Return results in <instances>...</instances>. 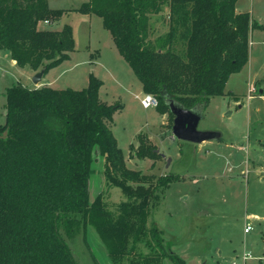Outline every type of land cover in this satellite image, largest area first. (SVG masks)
<instances>
[{
    "label": "trees",
    "instance_id": "trees-1",
    "mask_svg": "<svg viewBox=\"0 0 264 264\" xmlns=\"http://www.w3.org/2000/svg\"><path fill=\"white\" fill-rule=\"evenodd\" d=\"M237 2L88 0L74 11L102 19L142 91L157 99L156 109L164 114L170 102L202 111L248 63L256 24L250 14L236 11ZM163 7L169 31L153 43L150 17ZM65 12L51 9L48 0H0V51L18 67H41L46 75L75 50L69 25L40 28L43 22H59ZM101 85L90 74L88 86L79 91L20 84L6 89L0 125V264H80L72 244L86 241L89 222L109 242L112 264L131 253L128 264H186L164 243L162 231L147 228L156 188H167L176 178L127 167L109 126L120 106L100 100ZM155 150L140 137L133 156L155 160L160 157ZM97 153L105 185L121 189L125 197L114 212L107 209L104 193L90 201ZM147 237L151 255L136 256Z\"/></svg>",
    "mask_w": 264,
    "mask_h": 264
},
{
    "label": "rangeland",
    "instance_id": "rangeland-1",
    "mask_svg": "<svg viewBox=\"0 0 264 264\" xmlns=\"http://www.w3.org/2000/svg\"><path fill=\"white\" fill-rule=\"evenodd\" d=\"M86 2L88 0H48L51 9L66 12L59 22L52 25L43 22L40 28L61 30L64 25H69L75 50L68 60L49 69L39 86H34L31 79L41 67L37 71L18 67L8 54L0 51V125L5 121L7 88L17 84L38 88L47 85L46 80H49L53 81L54 89L79 91L88 86L89 75L93 74L102 81L100 100L120 106L109 126L127 167L156 178H176L167 188H156L147 228L155 225L162 231L164 243H170L171 251L186 264H225L244 249L252 254L247 264H264V253L257 250L258 246H264V235L261 234L264 229V92L260 94L264 91V0H238L236 11L250 14L256 24L250 32L249 61L229 77L224 94L210 98L202 108L198 130L221 133L222 140L216 142L223 144L219 146L223 150H218L214 141L194 145L175 139L171 130L173 116L168 111L160 114L156 108H143L140 103L144 95L142 84L118 53L102 19L74 11ZM168 18L166 7L160 14L150 17V42L154 43L169 31ZM181 47L179 45V49ZM251 86L256 92L250 93ZM229 111L231 115L226 116ZM139 136L146 145L156 149L161 158H135L133 153L139 146ZM230 142L236 146H246L249 142L248 155L225 149ZM131 145L133 149L130 150ZM247 157H250L248 167L245 164ZM254 162L261 166L258 173L260 166ZM102 164L97 153L92 165L90 201L104 193L107 209L114 212L125 197L121 189L107 188ZM247 221L253 228L250 234L244 235L243 227ZM86 237V241L77 240L72 244L79 263L112 264L108 258L112 252L109 242L97 234L90 222ZM147 243L148 237L133 253L136 256L151 255ZM217 251L223 256L216 263ZM132 257L131 253L125 259ZM125 259L121 264H128ZM162 264L172 263L163 260Z\"/></svg>",
    "mask_w": 264,
    "mask_h": 264
},
{
    "label": "water",
    "instance_id": "water-1",
    "mask_svg": "<svg viewBox=\"0 0 264 264\" xmlns=\"http://www.w3.org/2000/svg\"><path fill=\"white\" fill-rule=\"evenodd\" d=\"M45 75V69L42 68L32 77L34 86H39ZM169 112L173 116L172 135L175 139L188 142L194 145H200L209 141H220L222 135L216 131H200L198 125L202 120V111L194 109H186L179 104L170 102L168 104ZM232 112H228L226 116H230ZM5 114V113H4ZM6 133H4V136ZM170 159L167 160L170 163Z\"/></svg>",
    "mask_w": 264,
    "mask_h": 264
},
{
    "label": "crops",
    "instance_id": "crops-1",
    "mask_svg": "<svg viewBox=\"0 0 264 264\" xmlns=\"http://www.w3.org/2000/svg\"><path fill=\"white\" fill-rule=\"evenodd\" d=\"M236 9H237V5H236ZM65 16V15H64ZM85 16H88V17H90V15H85ZM113 55H115V52L114 51H110ZM6 55V54H5ZM7 56V55H6ZM115 58H117L116 57V55H115ZM249 61V60H248ZM13 63L15 64V62L13 61ZM61 65V64H60ZM45 80V79H44ZM52 83H53V81H49V80H46V83L45 84H47L48 86H50V87H52L53 85H52ZM142 91V90H141ZM143 92V91H142ZM263 92L264 91H260V94H263ZM221 141V140H220ZM211 142L212 141H209V142H204V143H202V144H211ZM215 142V144H216V147L218 148V150H223V149H221L222 147H219V146H223V144L222 143H217L216 141H214ZM230 143H233V142H230ZM228 144V145H225V149H227V150H236V151H238V152H246L247 153V155H248V151L250 150V145H249V142H247L246 144V146H244L243 144H241V145H237L236 146V144L235 143H233V144ZM237 159H235V161H236ZM250 161V157H247V159H246V167H248V165H247V162H249ZM238 162L240 163V159H238ZM255 163V162H254ZM255 165H258V166H260L258 163H255ZM254 165V166H255ZM237 166H240V164L239 165H237ZM261 168V166L260 167H257V173L258 172H260V171H258L259 169ZM246 175V173H244V176ZM255 218H257V216H254V219ZM256 220V219H255ZM257 221V220H256ZM247 223H249L248 221L247 222H245V224H244V227H243V234L244 235H248V234H250V232H251V230H252V226L253 225H251V223H249L250 225H251V230L248 232V233H245L244 232V229H245V227H246V225H247ZM257 224H260V223H257ZM261 234H262V236L264 235V229L262 230V232H261ZM262 245H264V243L262 244ZM244 249V248H243ZM259 252H262V253H264V246H258V249H257ZM246 251V249H244V250H242V253L243 252H245ZM218 253L216 254V256L215 257H217V255H218V259H214L215 260V262L217 263L218 261H219V259H221L222 258V256H223V254H222V252L221 251H217ZM247 252H250V251H247ZM242 253H239V255H236V256H240ZM235 256V257H236ZM214 257V258H215ZM234 258V257H233ZM231 260V259H230Z\"/></svg>",
    "mask_w": 264,
    "mask_h": 264
},
{
    "label": "built area",
    "instance_id": "built-area-1",
    "mask_svg": "<svg viewBox=\"0 0 264 264\" xmlns=\"http://www.w3.org/2000/svg\"><path fill=\"white\" fill-rule=\"evenodd\" d=\"M46 23V22H45ZM250 93L251 92H256V89L254 87H250L249 89ZM140 103L143 106V108H156L158 106V101L157 99L150 94H144L141 98H140ZM251 225L249 223H247L244 232L248 233L251 230ZM252 259V254L250 252H243L240 256L234 257L231 260H229L227 263L225 264H247L248 261H250Z\"/></svg>",
    "mask_w": 264,
    "mask_h": 264
}]
</instances>
